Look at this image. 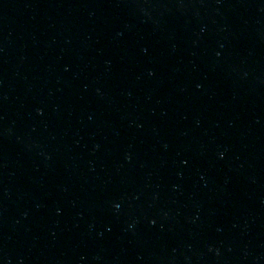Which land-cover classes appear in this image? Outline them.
<instances>
[{
  "label": "water",
  "instance_id": "obj_1",
  "mask_svg": "<svg viewBox=\"0 0 264 264\" xmlns=\"http://www.w3.org/2000/svg\"><path fill=\"white\" fill-rule=\"evenodd\" d=\"M0 264H264V0H0Z\"/></svg>",
  "mask_w": 264,
  "mask_h": 264
}]
</instances>
